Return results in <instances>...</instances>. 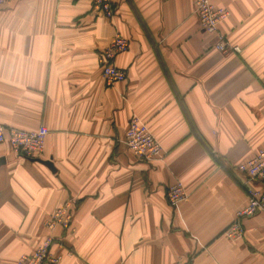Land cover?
Returning <instances> with one entry per match:
<instances>
[{"label": "crops", "instance_id": "obj_1", "mask_svg": "<svg viewBox=\"0 0 264 264\" xmlns=\"http://www.w3.org/2000/svg\"><path fill=\"white\" fill-rule=\"evenodd\" d=\"M109 1L111 18L92 0L0 6V125L48 129L38 159L0 143V264L31 252L68 200L55 264H264L261 213L242 220V238L223 234L247 202L237 166L264 145V0H211L228 10L219 29L239 53L213 48L194 0ZM117 34L125 79L108 86L99 55ZM133 114L162 160L123 145ZM176 180L189 197L173 209Z\"/></svg>", "mask_w": 264, "mask_h": 264}, {"label": "built area", "instance_id": "obj_2", "mask_svg": "<svg viewBox=\"0 0 264 264\" xmlns=\"http://www.w3.org/2000/svg\"><path fill=\"white\" fill-rule=\"evenodd\" d=\"M9 1L11 0H0V6L7 4ZM92 8L108 18L114 15V8L109 0H92ZM194 13L199 28L214 35L213 48L216 51L221 53L240 52V47L230 44L219 29V24L229 14L228 10L213 4L211 0H194ZM127 48V39L117 34L100 53L99 64L106 85L111 86L124 81L125 72L114 65L112 60L119 53L125 52ZM47 134L48 129L44 125L32 130L0 125V143L8 142L14 154L31 159L40 158L44 151ZM122 143L130 153L146 161H160L165 156L163 147L147 124L135 114L129 118ZM237 170L246 179L247 202L244 207L236 211L233 221L223 232L224 236L232 241L243 237L242 220L244 218L260 213L264 216V191L252 184V181H264V145L251 158L241 162L237 166ZM188 197L189 193L180 180L170 184L165 192L166 201L173 209L186 201ZM73 211L74 204L71 200L65 201L55 208L45 221L46 234L42 237L40 243L31 252L20 255L14 264L57 263L60 256L50 253L51 246L58 240L55 231L57 229L65 231L70 228Z\"/></svg>", "mask_w": 264, "mask_h": 264}, {"label": "water", "instance_id": "obj_3", "mask_svg": "<svg viewBox=\"0 0 264 264\" xmlns=\"http://www.w3.org/2000/svg\"><path fill=\"white\" fill-rule=\"evenodd\" d=\"M50 165V163H48Z\"/></svg>", "mask_w": 264, "mask_h": 264}]
</instances>
